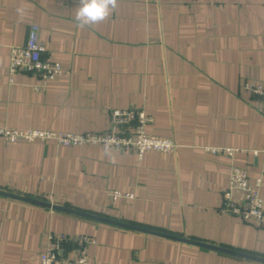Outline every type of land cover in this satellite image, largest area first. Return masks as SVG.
I'll use <instances>...</instances> for the list:
<instances>
[{
    "label": "crops",
    "instance_id": "0c3cea01",
    "mask_svg": "<svg viewBox=\"0 0 264 264\" xmlns=\"http://www.w3.org/2000/svg\"><path fill=\"white\" fill-rule=\"evenodd\" d=\"M77 5L0 0V128L103 133L112 110L133 108L151 117L147 135L176 148L138 159L95 145L0 141V193L13 197L0 195V264H38L48 234L94 238L90 264H264L213 249L264 259V227L219 212L231 166L250 185L261 179L264 210V119L242 88L264 83V0H116L84 28ZM31 25L63 74L19 72L9 83V50ZM113 191L132 199L112 200Z\"/></svg>",
    "mask_w": 264,
    "mask_h": 264
},
{
    "label": "built area",
    "instance_id": "2783aa9c",
    "mask_svg": "<svg viewBox=\"0 0 264 264\" xmlns=\"http://www.w3.org/2000/svg\"><path fill=\"white\" fill-rule=\"evenodd\" d=\"M153 2L154 0H145ZM211 6H220L225 0H207ZM46 49L39 39V28H28L25 44L11 47L9 50L8 76L13 82L16 73L37 76L42 81H52L63 74L57 62L45 58ZM243 90L253 99L256 110L264 119V83L244 82ZM39 90L38 87H34ZM152 122L150 116L140 109L112 110L109 115V131L103 133H84L74 135L40 130H16L0 128V141L14 144L19 141H53L59 146L75 147L95 145L105 150L133 151L138 159L148 152L170 153L176 148L168 139H157L146 134V127ZM208 153L232 157L238 151L232 149L209 148ZM256 155V152L253 153ZM261 179L255 180L254 186L248 181L247 171L231 166L227 177V186L219 196V212L234 216L257 227H264L263 200L259 193ZM239 195L238 200L234 198ZM132 199V195L111 192V199ZM95 245V239L86 235L65 237L57 234L47 235V248L39 254L38 264H90L87 250Z\"/></svg>",
    "mask_w": 264,
    "mask_h": 264
},
{
    "label": "clouds",
    "instance_id": "9594fccd",
    "mask_svg": "<svg viewBox=\"0 0 264 264\" xmlns=\"http://www.w3.org/2000/svg\"><path fill=\"white\" fill-rule=\"evenodd\" d=\"M116 0H78L75 20L78 27L97 24L107 18L115 7Z\"/></svg>",
    "mask_w": 264,
    "mask_h": 264
},
{
    "label": "water",
    "instance_id": "95a60500",
    "mask_svg": "<svg viewBox=\"0 0 264 264\" xmlns=\"http://www.w3.org/2000/svg\"><path fill=\"white\" fill-rule=\"evenodd\" d=\"M0 195L7 196V197H12V196H9V195L3 194V193H0ZM24 201L29 202V203H32V204H35V205H38V206H42V207H47L48 206L45 203L39 202V201L28 200V199H24ZM53 208L56 209V210H60V211H67L65 209H61V208H58V207H53ZM68 212L71 213V214L77 215V216H85L86 217V215H84L82 213L75 212V211H68ZM107 223L112 224V225H115V226H118V227H122V228L130 229V230H134V231H140V232H146V233H148V231H145L143 229H139V228H136V227H131V226L123 225V224H120V223H115V222H107ZM188 243H190V242H188ZM213 249L216 250V251H219V252L226 253V254L240 256V257H243V258H246V259H250V260H254V261H258V262L264 263V259H260V258H256V257H252V256H247V255H243V254L236 253V252L226 251V250L219 249V248H213Z\"/></svg>",
    "mask_w": 264,
    "mask_h": 264
}]
</instances>
